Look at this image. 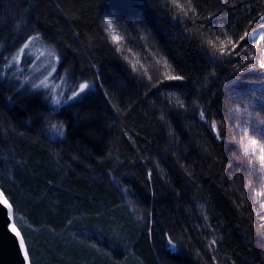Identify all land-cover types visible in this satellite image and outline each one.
<instances>
[{
	"label": "trees",
	"instance_id": "trees-1",
	"mask_svg": "<svg viewBox=\"0 0 264 264\" xmlns=\"http://www.w3.org/2000/svg\"><path fill=\"white\" fill-rule=\"evenodd\" d=\"M176 2L0 0L2 56L40 34L69 89L95 82L56 107L0 59V189L32 264H264V0Z\"/></svg>",
	"mask_w": 264,
	"mask_h": 264
},
{
	"label": "snow or ice",
	"instance_id": "snow-or-ice-1",
	"mask_svg": "<svg viewBox=\"0 0 264 264\" xmlns=\"http://www.w3.org/2000/svg\"><path fill=\"white\" fill-rule=\"evenodd\" d=\"M191 2V0H189V3ZM173 6L177 9H180L181 11H183V6L180 5L179 3L176 2V0H173ZM192 12L193 14H195V9H192ZM185 15H187V13H185ZM262 16H264V13H261ZM212 17L209 16L207 19H211ZM102 28L103 30L106 32V33H112V36H111V39L114 43H117L118 41H120L122 39V37L118 36L115 34V27L113 25V21L110 20V19H105L103 21V24H102ZM260 28L261 29H264V24L260 25ZM255 31V29H252V31H245L243 35H240L239 36V39L238 41H236L235 43H233L231 41V38L229 39V43L231 44V48L232 50L231 51H226V49L224 47H221L219 49V52L221 55H232V54H236L235 52V49L240 45V42L241 41H246V39L252 35V33ZM41 39V36L40 34H37L35 36H28L25 40V42L22 44V46H20L18 48L17 51H15L14 53H11L10 56L8 57H4L2 56V54H0V59L3 60V67L4 68H9L10 66H13L15 64H19L22 62L21 60V56L22 55H27V49L29 48L30 44L33 42V41H36V40H39ZM260 41H264V36H260ZM117 51H119V48H117ZM53 56H55V53H51ZM56 61L58 62L59 61V57H55ZM125 59H127V57H125ZM165 65L167 66V61L164 62ZM259 68L261 69H264V60H261V62L259 63ZM247 67L251 68L252 65L249 64L247 65ZM132 70L133 72H135L137 69H136V65L133 64L132 65ZM56 71V67L55 65L52 66V70L51 72L48 73V76H51L52 73H54ZM241 71H243V68H241ZM2 74V73H0ZM48 76L45 77L44 80H41L40 81V84H32V87L33 88H40V87H44V88H48V84L46 83L47 79H48ZM164 76V80L166 81H182L184 80V77L181 76V75H173L171 74L170 72H165L163 74ZM61 79H63V77H61ZM151 79V77H149V80ZM95 86V82L92 81H88V80H84L83 82H80L78 84H76L72 89H71V94L68 95L66 97V100L67 101H78L81 97H84L86 96V94H88V92ZM102 86V85H101ZM51 103L54 104V105H60L61 104V100L59 97L57 96H53L51 97ZM200 115V118L203 120L205 119V113L203 110L200 111L199 113ZM53 127H57L56 125H53ZM212 128L213 130L216 129V123L215 121L212 122ZM63 125L61 124L60 126V130H59V134L60 135H63ZM217 138H219V134H217ZM256 141L255 140H252L251 141V144L252 145H256ZM245 152L248 151V148L246 147L245 149ZM261 151H264V149H261ZM260 160L262 162H264V156H261L260 157ZM0 205H3L6 209H7V215L11 218L12 215H13V205L9 203L8 199H6L4 197V192L2 189H0ZM10 231L12 233L15 234L16 237L19 238L18 240V247L19 249L21 250L22 252V255H23V260L25 261V264H32V261L29 257V251H28V248L26 247V243H25V239L23 236H21V233L20 231L17 229L16 225L14 223H12L10 225ZM165 243L171 247H175V244H174V239L171 237V236H165ZM216 242L213 241L212 244L214 245Z\"/></svg>",
	"mask_w": 264,
	"mask_h": 264
},
{
	"label": "rangeland",
	"instance_id": "rangeland-1",
	"mask_svg": "<svg viewBox=\"0 0 264 264\" xmlns=\"http://www.w3.org/2000/svg\"><path fill=\"white\" fill-rule=\"evenodd\" d=\"M115 34L117 35L116 31ZM109 35H112V33H109ZM51 53H55V56H53ZM55 57H58V55L53 48L36 40L33 41L27 49V55L21 56L22 62L13 65V68L17 73L22 75L26 82L40 84V81L44 80L45 77L48 76V73L51 72L53 65H55L57 70L58 62L56 61ZM61 77H63V79H61ZM67 77L68 75H66V73L62 72L59 75H56L55 71L51 76H48L46 81L49 87H42L43 89L48 90V92L51 94V97H59L61 104L66 102V97L71 94L69 82L66 80ZM54 106L58 107L60 105ZM59 130L60 129L58 127H53L51 131L53 135L57 136L60 135Z\"/></svg>",
	"mask_w": 264,
	"mask_h": 264
},
{
	"label": "water",
	"instance_id": "water-1",
	"mask_svg": "<svg viewBox=\"0 0 264 264\" xmlns=\"http://www.w3.org/2000/svg\"><path fill=\"white\" fill-rule=\"evenodd\" d=\"M12 223H14L13 215L10 218L7 209L0 205V264H25L18 247L19 238L10 231Z\"/></svg>",
	"mask_w": 264,
	"mask_h": 264
},
{
	"label": "bare ground",
	"instance_id": "bare-ground-1",
	"mask_svg": "<svg viewBox=\"0 0 264 264\" xmlns=\"http://www.w3.org/2000/svg\"><path fill=\"white\" fill-rule=\"evenodd\" d=\"M6 198V197H5Z\"/></svg>",
	"mask_w": 264,
	"mask_h": 264
}]
</instances>
